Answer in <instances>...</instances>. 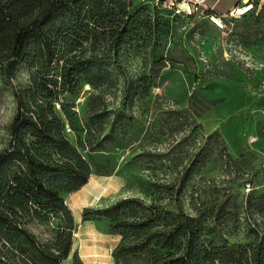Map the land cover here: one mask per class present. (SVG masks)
<instances>
[{"label": "rangeland", "instance_id": "rangeland-1", "mask_svg": "<svg viewBox=\"0 0 264 264\" xmlns=\"http://www.w3.org/2000/svg\"><path fill=\"white\" fill-rule=\"evenodd\" d=\"M139 10L135 1L130 12ZM158 17L159 30L146 48L150 34L134 23L135 41L125 43L118 58L111 54L102 64L109 73L104 83L95 87L82 83L78 93L58 95L62 106L54 103L65 121V135L91 166L84 185L60 193L72 214L73 210L79 214L71 244L78 257L75 264H114L113 251L121 238L110 232L106 218L87 215L83 219L86 209L134 197L165 203L170 195L165 185L176 183L187 169L180 193L183 210L190 214L220 211L223 228L217 241L251 240L243 205L252 194L253 207H258L256 202L264 193V121L259 140L253 142L260 158L256 154L233 157L221 137L206 138L186 102L191 91L216 83L248 85L264 99V0L224 30L203 19ZM161 58L153 77L150 66L156 67L154 62ZM28 79L24 66L11 79L0 74V149L10 138L15 93L29 84ZM165 209L175 211L173 204ZM252 219L264 230L263 215L253 211ZM46 229L44 224L33 226L40 237ZM63 264H74L72 256Z\"/></svg>", "mask_w": 264, "mask_h": 264}, {"label": "trees", "instance_id": "trees-1", "mask_svg": "<svg viewBox=\"0 0 264 264\" xmlns=\"http://www.w3.org/2000/svg\"><path fill=\"white\" fill-rule=\"evenodd\" d=\"M134 2L0 0V74L11 79L19 66L29 70V84L15 93L10 138L0 149V264H63L70 254L76 223L60 193L84 185L91 166L65 135L54 103L62 106L58 95L76 94L82 83H104L109 73L102 64L135 41L134 23L150 34L145 48L151 43L159 17L144 7L131 13ZM144 59L146 67L149 60ZM162 61L150 64L153 77ZM118 70L123 73L119 61ZM215 135L221 137L214 130L206 138ZM187 170L165 185L170 194L165 203L122 198L84 211L83 219L106 218L110 232L121 236L114 264H264V230L252 219L253 211L264 216V193L258 207L252 194L243 205L251 240L217 241L223 228L220 211L183 210L180 193ZM170 204L175 211L165 209ZM41 224L47 234L40 237L33 226ZM77 258L74 251V264Z\"/></svg>", "mask_w": 264, "mask_h": 264}, {"label": "crops", "instance_id": "crops-1", "mask_svg": "<svg viewBox=\"0 0 264 264\" xmlns=\"http://www.w3.org/2000/svg\"><path fill=\"white\" fill-rule=\"evenodd\" d=\"M208 2L215 3V8L223 11L234 6L238 0H226L223 6H219L221 0H208ZM186 103L206 134L217 130L230 155L239 157L256 154L260 158L261 155L255 152L253 142L258 141L260 137L259 126L264 121V115L261 113L264 99L248 85L212 84L207 89L191 91ZM253 126L256 132L253 131ZM263 159L264 157L262 161ZM72 215L77 221L79 220V214L74 210ZM76 233L75 231L74 235ZM73 252L71 248L70 254L64 261L71 258Z\"/></svg>", "mask_w": 264, "mask_h": 264}, {"label": "built area", "instance_id": "built-area-1", "mask_svg": "<svg viewBox=\"0 0 264 264\" xmlns=\"http://www.w3.org/2000/svg\"><path fill=\"white\" fill-rule=\"evenodd\" d=\"M139 7L148 9L152 17L164 15L168 20L176 17L187 19H205L214 27L224 30L228 28L232 21L241 15L250 12L258 0H238L229 9L219 11L215 8V3L209 4L208 0H135ZM264 115V106L261 109ZM264 169V159L261 163ZM246 189L250 190V183H245Z\"/></svg>", "mask_w": 264, "mask_h": 264}, {"label": "water", "instance_id": "water-1", "mask_svg": "<svg viewBox=\"0 0 264 264\" xmlns=\"http://www.w3.org/2000/svg\"><path fill=\"white\" fill-rule=\"evenodd\" d=\"M74 221H75V218L73 217ZM76 222V221H75Z\"/></svg>", "mask_w": 264, "mask_h": 264}]
</instances>
